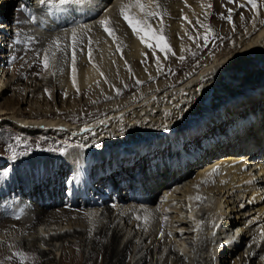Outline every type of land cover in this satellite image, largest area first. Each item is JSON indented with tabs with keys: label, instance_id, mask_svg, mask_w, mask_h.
<instances>
[{
	"label": "bare ground",
	"instance_id": "6f19581e",
	"mask_svg": "<svg viewBox=\"0 0 264 264\" xmlns=\"http://www.w3.org/2000/svg\"><path fill=\"white\" fill-rule=\"evenodd\" d=\"M153 2L0 0V64L24 51L36 56L32 68L48 64L27 92L3 97L12 75L0 80V120L25 144L65 145L64 155L28 157L19 162L23 173L0 180V264H225L244 238L247 248L233 264H264L256 258L264 257V89L244 94L264 87V0L229 25L219 21L207 38L231 37L226 48L194 70L120 96L160 73L153 62L135 63L129 80L121 79L125 61L140 59L139 22H148ZM160 2L169 35L203 7L202 0ZM11 4L17 8L9 14ZM229 13L222 7L219 16ZM44 85L57 103L38 96ZM80 111L87 115L78 119ZM161 155L163 164L151 167ZM109 179L117 194L102 186ZM86 182L96 201H81Z\"/></svg>",
	"mask_w": 264,
	"mask_h": 264
},
{
	"label": "rangeland",
	"instance_id": "374dc122",
	"mask_svg": "<svg viewBox=\"0 0 264 264\" xmlns=\"http://www.w3.org/2000/svg\"><path fill=\"white\" fill-rule=\"evenodd\" d=\"M202 2H203V7L201 8L202 10H200L197 14L192 13L189 16L182 17V19L179 20L183 25V29H180L181 33L172 32V34L173 33L175 34L169 35L167 33L168 31L165 29L166 22L164 20L165 18H167V16L163 15V12L161 11L162 6H161L160 0H154L153 2L154 7L151 8L149 11H147L146 15L144 16V18L145 17L148 18V22L142 23L141 22L142 20H140L139 22L140 28L141 30L144 31V35H145L144 37L145 43L143 44L144 48L142 46L141 49L143 48V50L141 51L140 49L139 51L140 59H133L134 61L133 60L125 61V64L122 70L123 75L121 74V76L123 77L121 79L123 82L124 81L127 82V80H129V76H131V72L133 68L136 67L137 66L136 64H139V63L145 65L148 62L149 63L153 62L155 67L158 66L156 68L159 69L160 73L156 75L157 77L155 76L151 80L138 82V84H136L137 86L129 91L128 89L126 91H122V94H120V96L131 94V92L139 90L141 87H143L144 85L154 80L178 79L184 76L188 71L194 70L197 66L202 64L206 59L210 58L214 53L225 49L226 43H227L226 41H228L231 38L230 37L219 43L212 44L213 40H211L210 38L208 39L207 37L212 34L213 27L216 24H218L219 21L223 25H229L232 22V20L236 18V15L241 10L254 8L253 0H202ZM226 6L230 8V13H232L233 17L232 18L227 17L226 19H221L219 16L220 8L226 7ZM9 8L10 9L8 12L10 14V12L17 7L16 6L14 7L11 4ZM203 8L205 9L203 10ZM259 9L261 11L264 10V6L263 5L260 6ZM140 13L145 14V11L140 12ZM128 18L130 20V16L125 14L124 17L122 16L121 22L124 23L125 25L126 23L129 22ZM169 20L176 21L177 19L175 17L171 19L170 17ZM10 24H11L10 25L11 27L13 26L12 28L14 31L18 28V27H14L17 24L15 23H10ZM12 34L16 35L15 32H13ZM14 40H15L14 38H11V41H14ZM205 40L206 42L203 43V41ZM9 42H10V38L7 41V46L10 47V45L12 46V44H10ZM203 47L204 49H201ZM11 49L12 50L8 49L7 53H10L11 51H15V50L17 51V48H14V46ZM4 52L6 53V51L1 49L0 55L4 54ZM12 55L10 56V58L9 56L6 57L7 61L1 62L0 64V80L3 79L4 77L7 78L8 76L12 75L9 81L7 82L8 89L4 91L3 97H12L14 96V93H16V91L18 90L20 92H23L25 89L26 91L29 88L30 83L33 82V80L41 84L42 82L41 76L45 72H47V68H48L47 60L45 59L39 61V63H41L39 67L32 68L31 65L36 56H32L29 58L28 57L29 54L25 53V51L21 52L20 54L14 55V56ZM1 59L2 58L0 57V60ZM143 59L145 60L143 61ZM250 89L252 88H249L246 90V92L244 93L245 96H248L252 92H258L264 89V87L263 85H260V87H257L252 90ZM115 91L116 93L118 92V89H116V87H115ZM38 96H40V98H45L50 104H52L53 101L54 103H57V101L60 100L58 95L56 96V93L51 91V87L46 86V85L39 88ZM75 97L82 98L80 97V95L79 96L75 95ZM238 98L239 97L236 98L237 100H235V98L231 100H234L233 102L236 103L240 101V99H242V97L240 99ZM206 103H209V102H206ZM76 104L77 105H76L75 111L79 110L78 102H76ZM3 105H4V99L0 98V106H3ZM9 105L10 106L11 105L20 106L23 108V107H26L27 104L10 103ZM75 113L78 119H80L79 115L80 116L87 115L86 111H80L79 114L78 112H75ZM196 123H197L196 126H198L200 123H203V119L199 120ZM24 137L25 135L23 133L17 132L16 130L12 129V127L7 122H5L4 120H0V180L6 181L10 176H13L18 171H20V173H23L24 168L20 167L19 162L23 161L24 159H27L28 157H35V158L41 159L42 156L46 153L54 154V155L55 153L58 155L60 154L64 155L65 153L64 151L65 145L62 147L60 146V148L58 147L54 148V146H51L48 143L43 144V145H40L37 143H33V145L25 144ZM56 148H58L57 151H56ZM166 157H167L166 155L157 156L151 161H153L154 164L158 165L159 160L165 159ZM70 178H72L71 174H67V175L65 174L63 176V180L66 179V182L68 183L71 181L69 180ZM120 181H123V180H120ZM120 181H119V184H120ZM107 182H110L112 185H114V180L112 181L109 179L107 180ZM87 184L88 182H86L84 185H82L81 183L82 187L87 186ZM65 188L66 186L64 187V185L61 187V194ZM201 192L203 193L204 191L202 190ZM158 197L157 199H159ZM56 205L58 206L60 205V203ZM153 206L154 208L156 207V205H153ZM253 214L254 213H252L251 216H253ZM13 215L17 216L20 214L19 212H14ZM187 219L192 220L190 215H188ZM88 220H89L88 221L89 226L91 227V229H93V223H94L93 215H91ZM239 232H240L239 229L236 231H233L234 236H237ZM90 235H92V231L90 232ZM228 235H229L228 238H230V236L232 235V232H229ZM247 240H248L247 238H244L243 241L240 242L238 246L234 248L232 254L225 259V264H233L232 259L241 258L239 257L238 253L240 251H245V249L247 248L246 247ZM61 241L62 240L57 241V245L60 244ZM219 244L217 245L222 246V242H220ZM174 245L175 244H172V246ZM220 252L222 253V250H219V254ZM256 258H264V257L259 254L256 256ZM242 261H244V259H242Z\"/></svg>",
	"mask_w": 264,
	"mask_h": 264
}]
</instances>
